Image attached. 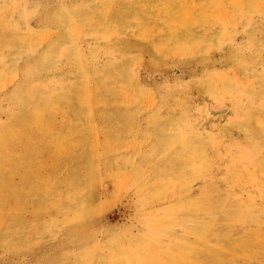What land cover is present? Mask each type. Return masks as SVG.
I'll return each mask as SVG.
<instances>
[{
  "label": "rangeland",
  "instance_id": "rangeland-1",
  "mask_svg": "<svg viewBox=\"0 0 264 264\" xmlns=\"http://www.w3.org/2000/svg\"><path fill=\"white\" fill-rule=\"evenodd\" d=\"M0 264H264V0H0Z\"/></svg>",
  "mask_w": 264,
  "mask_h": 264
}]
</instances>
